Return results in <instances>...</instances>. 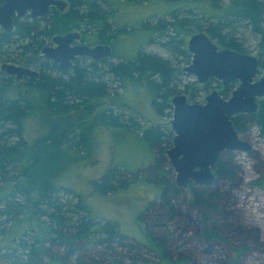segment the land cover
I'll use <instances>...</instances> for the list:
<instances>
[{"label": "trees", "instance_id": "16d2710c", "mask_svg": "<svg viewBox=\"0 0 264 264\" xmlns=\"http://www.w3.org/2000/svg\"><path fill=\"white\" fill-rule=\"evenodd\" d=\"M67 1L68 8L64 12L52 7L41 18L34 19L29 15L21 19L15 18V27L10 33L0 27V61H16V57L26 53L32 54L36 60L39 58L36 54L41 53L48 40L55 34L70 30H81L86 35L95 29L96 32L89 36L97 44L113 46L117 31L112 22L116 12L115 0ZM139 1H165L172 6V10L167 13L170 19L158 17L155 23L148 20L143 27L151 34L148 43H155L153 35L156 33L161 39L160 45L177 59L187 61L191 58L186 48H183L182 36L188 30L205 31L220 46L246 53L243 40L237 36L241 27L249 29L259 38L261 54L264 55V0H228V5L225 6H221V0ZM203 1L208 2L212 9H201L199 13L196 7L202 5ZM19 48L21 51L17 53ZM114 58L120 59L116 54ZM88 60L77 59L70 69L61 70L56 63L41 57L35 66L38 77L24 78L21 81L0 71V263L69 264L70 257L88 244H120L126 239V235L111 221L100 224L95 218H91L80 200L74 205L63 200L59 196L62 191L74 194L68 187L46 179L38 184L35 182V187L23 183L10 190L3 188V185L18 183L21 178L28 177V165L34 159V148L24 134L26 120L35 109V104L24 94L27 89L38 100V104H43L49 112L66 114L81 110L95 98L116 95L128 81L138 80L154 88L153 106L158 115L164 116L167 109L173 108L171 98L177 94L179 76L184 72L169 59L140 50L135 58L118 62H113L112 59ZM260 69H264L262 60ZM235 83L220 90V94L229 95ZM12 85L17 94L10 97L7 94ZM23 86L25 91L21 88ZM191 92V98L194 99L195 93L193 90ZM115 109L110 106L103 111V123L133 130L132 126L136 123L133 116L115 113ZM232 120L239 133L245 132L248 124L255 123L264 137V99L259 100L256 113L240 114ZM76 127L64 130L59 143L79 147L83 142V135L75 132ZM140 136L147 142L150 150L160 148L163 154L164 145L172 140L173 134L170 127L153 125ZM163 162L164 156L161 155L146 169L145 174L153 177L152 183L161 187L158 206L163 214L157 218L160 221L163 218H175L181 203V189L168 177L173 171L171 168L164 169ZM138 172H132L133 179L137 180ZM240 172L231 154L224 153L215 170V184L211 187H193L191 197L182 199V204L189 206L199 216L200 228L195 231L194 238L209 244H223L235 255V259L225 264H239L243 254L260 249L261 244L260 233L256 229L246 228L235 217L233 222H227L228 199L220 183L227 181L232 186L238 185ZM94 185L95 190L103 195L130 186L118 168L110 169ZM191 185L194 186V183ZM152 238L155 248L156 239ZM159 246H163L162 240L158 243ZM53 247L63 248L64 252L53 253ZM161 248L163 256L169 258L167 248ZM89 260L91 261L84 262L79 258L77 264H104L100 259ZM131 260L137 263L139 257L133 255ZM181 261L189 263V259ZM111 264L118 262L113 259Z\"/></svg>", "mask_w": 264, "mask_h": 264}, {"label": "rangeland", "instance_id": "374dc122", "mask_svg": "<svg viewBox=\"0 0 264 264\" xmlns=\"http://www.w3.org/2000/svg\"><path fill=\"white\" fill-rule=\"evenodd\" d=\"M115 1L116 12L112 22L117 31L112 47L114 54L120 59L113 58L112 61L133 59L142 50L169 59L184 72V67L192 61V55L188 51L189 39L194 34L205 31L188 30L184 33L183 48H186L191 58L187 61L177 59L160 45L161 39L156 33L153 35L156 39L155 43H148L151 34L143 27L148 20H151L152 24L155 23L158 17L170 19L167 15L172 10L170 4L165 1ZM201 4L203 6L196 7L197 12L210 10L211 6L208 2L203 1ZM222 5H228V0H221ZM95 32L96 30L92 29L88 34H84L86 44L90 41L96 43V40L89 36ZM237 36L243 40L246 53L255 55L259 57V61L264 62L259 38L256 35L249 29L241 27ZM213 41L220 48H224L216 40ZM93 44L88 45L93 46ZM20 51L21 49L17 50V53ZM36 55L39 56L36 60L30 53L16 57V61L1 60L0 66L4 62L30 66L31 60L35 61H31L32 65L37 66V60L40 62L42 56L40 52ZM35 66L30 67L36 70ZM236 87L237 83L234 84L232 92ZM21 88L25 91L24 86ZM224 88L217 80L201 84L196 77L184 72L179 76L177 94H185L189 102L204 103L206 96L212 90L217 89L220 92ZM192 90L195 93L194 99L191 98ZM154 92V88L144 81H128L116 95L95 98L81 110L66 114L49 112L43 104H38V100L33 97L30 90L24 92L35 104L34 113L26 120L24 133L30 146L34 148V159L28 165V177L21 178L18 183L3 185V188L10 190L23 183L35 187L36 183L42 180H51L73 191L72 195L66 194L65 191L59 193L63 200H67L72 205L80 200L91 218H95L100 224L111 221L118 226L122 234L126 235V239L120 244L112 242L86 245L84 249L70 257L69 264H77L79 258L84 262H90L89 259L92 258L100 259L104 264H111L113 259H116L118 264H185L181 261L183 259H189V263L186 264H225L235 259V255L225 245L209 244L194 238L195 231L200 228L199 216L189 206L183 205L182 199L191 197L193 187H200L199 185L190 184L187 188H180L181 203L175 218L157 220L163 214L158 206L161 187L153 184V177L145 174L146 169L161 155L164 156L163 168L170 169L166 151L171 148L172 140L165 143V151L162 154L160 148L150 150L147 142L145 143L140 135L153 125L172 129L173 108L167 109L164 116L158 115L153 106ZM232 92L223 97L228 99ZM16 94L15 86L12 85L7 95L13 97ZM110 106L116 108L115 113L133 116L136 120L135 125L132 126L133 130L125 126L113 127L103 123L102 113ZM72 126H77L75 132L83 135V142L79 147H72L69 143L63 145L59 143L62 132ZM239 134L243 140L252 144L253 150L250 153H230L241 172L238 185L232 186V183L227 181L220 183L228 199L226 217L229 223L233 222L235 217L246 228L256 229L260 233V249H253L243 254L239 264H264V182H262L264 137L255 123L248 124L247 130ZM113 168L120 170L130 186L126 189L118 188L110 194H100L95 190L94 183ZM136 171H139L137 180L131 176L132 172ZM168 177L175 183L174 171ZM152 237L156 239L155 248ZM161 240L163 246L158 247ZM161 247L167 248L169 258L163 256ZM52 252L62 254L64 249L53 247ZM133 255L139 257L137 263L132 262Z\"/></svg>", "mask_w": 264, "mask_h": 264}, {"label": "water", "instance_id": "95a60500", "mask_svg": "<svg viewBox=\"0 0 264 264\" xmlns=\"http://www.w3.org/2000/svg\"><path fill=\"white\" fill-rule=\"evenodd\" d=\"M51 7L64 12L67 0H0V27L7 33L14 30L15 18L27 15L41 18ZM81 40V31L73 30L53 38V46H45L41 55L68 70L77 58L92 60L113 59L111 44H75ZM192 61L184 72L197 78L201 84L211 80L221 82L224 87L236 82L237 87L225 99L217 89L212 90L204 103L189 102L185 94L171 98L174 133L172 146L166 151L174 168L178 188H187L195 183L210 187L216 182L213 171L224 152L250 153L253 146L240 137L233 118L240 114L258 111L259 100L264 99V73L260 69L259 57L230 48H220L206 32L194 34L188 41ZM0 71L15 77L36 78L39 73L28 67L4 62Z\"/></svg>", "mask_w": 264, "mask_h": 264}, {"label": "flooded vegetation", "instance_id": "af4514ba", "mask_svg": "<svg viewBox=\"0 0 264 264\" xmlns=\"http://www.w3.org/2000/svg\"><path fill=\"white\" fill-rule=\"evenodd\" d=\"M69 4V3H68ZM52 8V7H51ZM54 8H56V7H54ZM68 8V7H67ZM57 10H58V8H56ZM61 12V11H60ZM70 31H73V30H70ZM79 31H81V30H79ZM67 32H69V31H67ZM67 32H63V33H60V34H55L53 37H52V39L50 40V41H48L47 43H45V46H53L54 45V43H53V38L55 37V36H57V35H64V34H66ZM83 36H84V33L81 31V40L80 41H77V42H75V44H84L85 42H84V40H83ZM86 44V43H85ZM44 46V47H45ZM43 49V48H42ZM42 56V55H41ZM43 58V57H42ZM81 58H86V57H81ZM43 59H46V58H43ZM77 59H80V58H77ZM77 59H75L74 61H73V63L77 60ZM87 59H89L88 61H90V60H92V59H90V58H87ZM47 60V59H46ZM53 62V61H52ZM31 65L30 66H35V65H32V63H30ZM58 65V64H57ZM30 66H28V67H30ZM59 67V66H58ZM31 68V67H30ZM60 69V68H59ZM35 70V69H34ZM36 71L38 72V70L36 69ZM15 78V77H14ZM26 78H28V77H26ZM171 131H172V134H174L173 133V130L171 129ZM174 137V136H173ZM172 141H173V139H172ZM224 153H232V152H224ZM223 153V154H224ZM222 154V155H223ZM221 158V157H220ZM220 160V159H219ZM219 162V161H218ZM218 162L216 163V165H215V167L213 168V171L215 172V170H216V167H217V164H218ZM170 168L172 169V171H174V168L172 167V165H171V163H170ZM175 172V171H174ZM192 183V182H191ZM190 183V184H191ZM176 184V183H175ZM189 184V185H190ZM194 185H196V184H194Z\"/></svg>", "mask_w": 264, "mask_h": 264}, {"label": "bare ground", "instance_id": "6f19581e", "mask_svg": "<svg viewBox=\"0 0 264 264\" xmlns=\"http://www.w3.org/2000/svg\"><path fill=\"white\" fill-rule=\"evenodd\" d=\"M195 184V183H194ZM204 187V186H203Z\"/></svg>", "mask_w": 264, "mask_h": 264}]
</instances>
